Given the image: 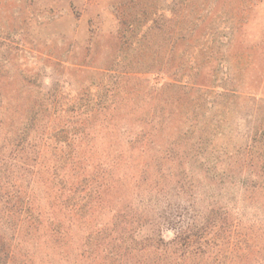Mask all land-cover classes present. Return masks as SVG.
Instances as JSON below:
<instances>
[{"label": "rangeland", "instance_id": "1", "mask_svg": "<svg viewBox=\"0 0 264 264\" xmlns=\"http://www.w3.org/2000/svg\"><path fill=\"white\" fill-rule=\"evenodd\" d=\"M6 175L75 246L133 209L124 264H264V0H0ZM2 196L5 264H56Z\"/></svg>", "mask_w": 264, "mask_h": 264}, {"label": "trees", "instance_id": "2", "mask_svg": "<svg viewBox=\"0 0 264 264\" xmlns=\"http://www.w3.org/2000/svg\"><path fill=\"white\" fill-rule=\"evenodd\" d=\"M185 86L186 84H179ZM165 117V116H164ZM167 124L165 118L162 119V125ZM146 134L149 136H153L155 133L152 131H147ZM138 142V141H136ZM133 142V145L136 144ZM153 142V141H152ZM7 179L3 178V181L0 180V193H2L3 203L5 206H10L7 211V215L12 213L15 209L16 211L18 208L23 210L26 214L25 220L18 225L17 230L15 229V239L17 241V236L19 237V233L24 231L27 233L28 237L32 236L33 238L38 237V239H42L40 245H43L46 248L53 249L54 251L62 250V245H67L66 253L65 250L62 251L61 259L59 257V261H56V264H61L62 259L68 262V264H124L128 259L129 254V239L128 235L132 230L133 223L136 222L135 215H133V209H125L123 213L116 214V219H120L121 224L124 226L117 231L119 233L126 234V238L124 237L119 242V246L114 249H109L105 245V241L102 239L91 238L90 231L87 240L82 244V246H75L73 243V236H71L69 228H65L62 226L61 220L55 216L53 219L50 218H43L44 214H40L41 212L35 214L36 211H33L29 208V205L25 203V200L22 198L23 196L18 189H13L11 187L17 186V180L15 183L12 182V178L9 175H6ZM10 186V187H9ZM113 187V185L111 186ZM156 187V186H155ZM150 193H156L157 191L154 190V187L150 185ZM157 197V195H155ZM123 214V215H122ZM74 215H72L73 217ZM88 221L91 220L90 217H87ZM70 225L75 226V222H70ZM23 233V232H22ZM30 235V236H29ZM68 236V238H67ZM114 238V237H112ZM90 239L92 241L90 242ZM20 243V241H18ZM84 246V248H83ZM17 247V243L12 242L8 236L7 229H3L0 227V264H4L8 261H12L13 254L15 253V249ZM141 250V249H140ZM102 252H106L107 254L104 256ZM48 254V253H47Z\"/></svg>", "mask_w": 264, "mask_h": 264}]
</instances>
